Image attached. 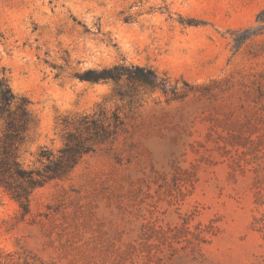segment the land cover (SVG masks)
<instances>
[{"label":"rangeland","instance_id":"rangeland-1","mask_svg":"<svg viewBox=\"0 0 264 264\" xmlns=\"http://www.w3.org/2000/svg\"><path fill=\"white\" fill-rule=\"evenodd\" d=\"M115 63L165 83L79 78ZM2 70L37 183H0V264H264V0H0Z\"/></svg>","mask_w":264,"mask_h":264},{"label":"trees","instance_id":"trees-1","mask_svg":"<svg viewBox=\"0 0 264 264\" xmlns=\"http://www.w3.org/2000/svg\"><path fill=\"white\" fill-rule=\"evenodd\" d=\"M123 77L128 80L141 81L150 87H157L165 83L151 68L123 63H115L99 69L89 68L79 75L80 79L90 82L108 79L118 81ZM27 106L28 100L15 97L8 85L4 70L0 71V121L2 122L0 130V183L6 185H9L8 178L12 176L27 178L33 185L37 183V180L33 178L34 171L23 169L18 161V150L25 139L31 121ZM82 150L83 143L80 140L72 142L71 139L65 143L61 149V155L57 159H51V154L47 150H43L41 155L49 160L45 167L46 177L56 175L65 170V167L71 166L76 162ZM36 175L43 176V173L36 171ZM21 195L17 194L18 197ZM22 204L26 208V200Z\"/></svg>","mask_w":264,"mask_h":264}]
</instances>
